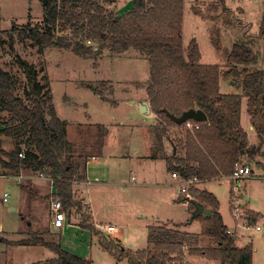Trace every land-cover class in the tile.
Returning <instances> with one entry per match:
<instances>
[{
  "label": "trees",
  "instance_id": "obj_1",
  "mask_svg": "<svg viewBox=\"0 0 264 264\" xmlns=\"http://www.w3.org/2000/svg\"><path fill=\"white\" fill-rule=\"evenodd\" d=\"M39 1L43 11L41 21L20 28L13 26L8 35L16 34L21 42L29 40L40 53L54 47L80 56L98 57L103 51L121 55L134 50L147 59L149 77L139 87L144 89L156 118L148 127L153 145L149 158H163L169 173H177L185 180L196 177L199 184L227 177L242 158L256 157L258 149L249 145L240 124V103L244 97L252 127L261 130L264 39L262 56L249 47L233 45L228 54L231 67L224 71L218 65L199 64L200 53L193 40L186 59L181 39L184 0H132L131 7L121 15L105 7L112 0ZM261 36L264 37L263 31ZM88 41L94 45L86 44ZM16 65L22 70L24 81L0 67V136L9 138L12 144L9 151L0 147V155L5 157L0 161L2 167L13 174L25 171L49 177L64 210L69 213L74 209L81 216L76 226L98 236L102 250L118 262L176 264L184 255V248L188 254L196 252L199 238L205 237L213 244L206 249L208 258L217 264H252V246H236L218 212L217 198L196 187L189 189L195 193L192 201L184 196L179 202L187 201L191 211L194 201L211 210V216L203 218L199 235L150 226L146 248L137 251L124 248L118 239L112 242L105 238L94 228L89 208L75 199L72 187L74 182L84 179V164L90 155L83 157L82 163L80 155L74 156L72 142L67 138V122L57 115L52 93L47 84L39 81L36 67L18 56ZM220 77L230 79L241 94L220 93ZM92 89L101 97L100 91ZM189 109L201 110L206 121L189 120L192 128L182 131L187 122L176 124L169 116L178 117ZM103 132L101 129V135ZM166 142L172 147L170 155L165 149ZM99 146L101 149L102 142ZM21 152L23 157L18 156ZM258 164L264 172V161ZM251 221L255 218L251 217ZM59 240L34 234L15 245L44 246L54 257L43 264H93L90 258L63 249Z\"/></svg>",
  "mask_w": 264,
  "mask_h": 264
},
{
  "label": "rangeland",
  "instance_id": "obj_2",
  "mask_svg": "<svg viewBox=\"0 0 264 264\" xmlns=\"http://www.w3.org/2000/svg\"><path fill=\"white\" fill-rule=\"evenodd\" d=\"M131 3L132 0H112V3L106 4L105 7L121 15L131 7ZM42 13L39 0H0V67L18 76L22 81L24 76L16 65V56L36 67L39 81L47 84L52 93V103L57 115L67 122V138L72 142L74 156L80 155L82 163V158L86 155L99 152L101 142L107 145L117 142L123 149L127 148L126 150L129 147L127 145L132 143L139 148H143L140 146L141 141L144 146L152 143L146 135L150 133L149 129H139L136 125L141 127L143 124H149L153 122V117L140 114L133 105L128 104L132 96L141 92L143 88L139 86L149 77L147 59L134 50L121 55L103 51L98 57L80 56L54 47L46 48L40 53L29 40L21 42L16 34L8 35L13 26L20 28L27 23H39ZM261 31L264 32V0H184L182 48L186 53L185 57L188 56L191 41H195L200 53L199 64L218 65L221 70H228L231 67L228 54L233 45L249 47L262 56L264 37L261 36ZM260 63L261 61L258 64L261 65ZM93 87L100 91L101 97L92 91ZM219 90L227 95L241 94L240 89L232 86L231 80L224 77H220ZM105 99L108 101L105 102ZM115 102L119 104L116 107ZM246 104V99L242 97L240 124L249 145L256 147L258 154L253 160L243 158L239 162L248 163L253 173L241 179L237 193L231 190L229 176L217 180L218 182L205 181L204 186L217 197L218 212L226 227H236V230L232 231L236 246L251 245L252 264H264V172L258 165V162L264 161V122L259 121L262 123V131L254 133L250 129L251 117ZM121 122L125 124L115 128L114 123ZM186 128L185 125L182 131ZM101 129H104L103 135ZM2 144L5 146L4 140L0 146ZM166 147L168 150V144ZM3 159L5 157L0 155V161ZM116 165L112 162L108 166L112 176L97 173L100 178L88 187L94 219L122 228L118 235L113 238L109 236V241L119 239L117 241L122 242L127 249L143 250L146 248V228H173L178 223L182 225L180 231L200 234L204 216L200 215L188 222L189 212L191 214L192 211L182 202L174 201L176 191L185 185L173 179L171 173L168 172L167 176L160 163V171L155 164L157 172L154 168L146 169V163L136 161H127L120 168H116ZM129 171L132 172L127 174ZM7 172L10 171L2 168L0 164V175ZM165 177L170 179L168 184L174 187L154 185ZM143 182L150 185L142 184ZM43 183L45 187L39 189L28 185L24 192L21 191L23 201H18L15 182L0 177V223L3 231L0 230V264H43L44 260L54 257L51 251L43 247L15 245V242L30 239L34 234L44 235L43 231L49 228L52 219L50 202L56 197L50 196L49 181ZM74 191L75 199L84 206L81 194ZM4 192L9 193L7 202H2ZM177 193L180 196L178 199L186 196L185 193ZM34 194L37 199L33 198ZM235 196L244 202L241 206V217L237 219L232 217L230 207ZM189 197L193 199L195 193L189 191ZM82 211L88 214L85 208ZM69 213L66 215L69 221H72V227L66 229V235L61 241L66 249L84 258L89 254L93 264H126V261L118 262L102 250L98 244V236H90L88 232L75 228L81 216L76 214L74 209ZM251 217L255 218L254 222L249 221ZM256 225L263 230L256 231ZM104 237L106 238V235ZM44 238L57 239L54 235ZM211 245L213 244H210L207 238L200 237L196 252L188 254V250L184 248V255L178 258L176 264H217L208 258L206 249Z\"/></svg>",
  "mask_w": 264,
  "mask_h": 264
},
{
  "label": "crops",
  "instance_id": "obj_3",
  "mask_svg": "<svg viewBox=\"0 0 264 264\" xmlns=\"http://www.w3.org/2000/svg\"><path fill=\"white\" fill-rule=\"evenodd\" d=\"M142 101H146L148 103V101L146 100V95H145L144 89H142L141 92L137 96H132V98L130 100H128V104L133 105L139 111L138 105ZM115 104H114V107H116V106L119 105L118 102H115ZM139 113L142 114L141 112H139ZM144 115H150V116H152L153 117V122H151L149 124H143L141 127H139L138 125H136V127H138L139 129L146 128V127L148 129L149 126H151L152 124H154L156 122V118H155V116H154V114L152 112H150L149 114H144ZM123 124H125V123H123V122H121V123H114L115 128L118 127L117 125H123ZM0 128H1V126H0ZM103 128H106V127L103 126ZM250 129L254 133L256 132V130H254V128L252 127V125H251ZM106 130H108V129H106ZM106 132H108V131H106ZM116 133H118V132H116ZM146 135L148 136L147 138H149L150 141H151L152 139L149 136V134H146ZM257 136H258V134H257ZM141 137H142V140H143L142 134H141ZM3 140H4L5 146H3V144H2V146H0V147L2 149L6 150V151H9L10 146H11V149H12V144H11L9 138L1 135L0 136V144L3 143ZM116 143L115 144H109V145H107V144H105V142H103L102 143V146H101V149H100V152L98 154H96V153L95 154H90V156L86 159L85 164H84V169H85L84 170V173H85L84 179L82 181H80V182H74L72 184L73 185L72 186L73 187V191L76 190V192L78 191L77 192L78 194H81V200H82L83 204L89 208V214H90V217H91V222H92L94 228L96 230H98V231H99V229L97 228L98 225H112V224H105L104 222H98L93 217V211L91 209V202H90L91 200H90V196H89V189H88V187L91 184H95L98 181V179L100 178L99 176H97V173H103L105 175L112 176V174L110 172V167L108 168V166H110V164L112 162H115L117 164L116 165V168H120L122 166V164L124 165L125 162H127V161L128 162H131V161H134L135 162L136 161V162H139V163H146L147 164L145 166L146 169L147 168H154L155 169V164H157L158 171L161 170V169L158 168V164L160 163V167L165 170L166 175L168 176V171L166 170V165H165V161H164L163 158H155V159L149 158V156H150V149L153 147V145H152L151 142H150V144L148 146L147 145L144 146V144H142V141H141V145L140 146H143V148H139V146H134L133 143L132 144H129L127 146L131 147V149H129V147H128V150H126L127 148L123 149L124 147L122 145H120L119 143H117V144ZM166 144H168V146H169L168 150H167ZM166 144H165V149H166V151L169 154L172 151V147H171V145L168 142ZM242 159H241V161H242ZM246 159H248V158H246ZM239 163H241V162H239ZM245 164L247 165L248 163H245ZM245 164H243V165H245ZM2 168H4V167H2ZM4 169H6V168H4ZM157 169H155V172H157ZM8 171H10V170H8ZM131 172L129 171V172H127V174L128 173H131ZM0 177H2V178H8L9 180H12V181L15 182V185H16L15 193H16L17 198H19L18 201H23L21 191L24 192L25 189H26V187L28 185L31 186L34 189H37V188L39 189L41 187H45V184L43 183V181H49L48 191L50 193L51 198L52 197H55L56 189H55V186L53 184V181L49 177H45L44 175L32 174V173L25 172V171L20 172L19 174H13L10 171V172L1 174ZM223 178H226V177H221L219 179H213V180H210V181H217V180H220V179H223ZM131 180L134 181V177L133 176H131ZM210 181H208V182H210ZM148 182H150V181H148ZM148 182L147 183L146 182H143L142 184H145V185L148 186V185H150V183H148ZM121 183L123 184L124 182H121ZM168 183H170V179L169 178L166 179V177H165L164 179L161 180V182H159V183L156 182V183H154V185L160 186V187H170V188L171 187H174L172 184H168ZM205 183H206L205 181L199 183L198 185H196V189L197 190H206L205 189V186H204ZM99 184H96V185H99ZM177 191H176V195H175V199H174L175 202H179V200L184 197L183 196L180 199H178L180 196L178 195ZM5 193L8 195L7 196V201H8L9 193L4 192L3 193V196H4ZM229 195H230V192H229ZM34 196L35 197H33V198H36L37 199V197H36L35 194H34ZM51 198H50V200H51ZM190 201H192V199ZM241 201H242V199H241ZM182 203L185 206L188 207V202L187 201L186 202H182ZM204 207L207 208L206 205H204ZM193 211H194V208L192 210V213H193ZM192 213L190 214V212H189L190 219H191ZM66 214H67V212H66ZM51 218H52V216H51ZM195 218H193L190 221L188 220V222H192ZM167 221H169V220H167ZM249 221H251V219ZM71 222L72 221H69V219L67 217L66 224H65L64 228L61 229V230L54 229L52 227V224L50 223L49 224V228L45 229V231H43L44 232V235H41V236L42 237H45V236H48V235H50V236H52V235L55 236L56 235V237L60 239L59 241H60L61 247L63 249H65L66 251L70 252L68 249H66L64 247V245H63V243L61 241L63 239V236L66 235V229L72 227ZM175 225L176 226L173 227V228H171V229H180L181 226H182V225H180V223L175 224ZM74 227L77 228V229H79L76 226V224H75ZM161 227H164V226H161ZM116 228H117V233H115L113 235H110V237L113 238L114 235H118L119 233L122 232V228L121 227L120 228L119 227H116ZM147 229L148 228H146V233H147ZM234 229L236 230V227ZM234 229L227 228V230H230V231H235ZM0 230L2 231V225H1V223H0ZM79 230L81 232H83L81 229H79ZM90 239H91V237H90ZM22 240H24V239H22ZM19 241H21V240H19ZM120 243H122V242H120ZM121 245L123 246V243ZM31 247H43V248H45L44 246L39 245V244L31 245ZM124 248H126V247H124ZM71 253H73V252H71ZM73 254H75V253H73ZM86 258H91V257L88 254L86 256Z\"/></svg>",
  "mask_w": 264,
  "mask_h": 264
},
{
  "label": "built area",
  "instance_id": "obj_4",
  "mask_svg": "<svg viewBox=\"0 0 264 264\" xmlns=\"http://www.w3.org/2000/svg\"><path fill=\"white\" fill-rule=\"evenodd\" d=\"M88 44L90 43L89 41L87 42ZM192 124L190 122L186 123V127L188 129L192 128ZM196 128L197 125H194ZM19 157H23V153L18 154ZM251 173H253L251 167L249 165H243L240 163H236L234 165V172L229 176L230 182L232 183L231 185V190L235 193L238 192V187L240 185L241 179L245 178L246 176H249ZM171 177L173 179H176L180 181L183 185L178 192L185 193L187 199L191 200L189 197V189L196 187V184H198V179L196 177L190 178V179H182L179 177L177 173H171ZM7 194L5 193L4 196L2 197V201L6 202L7 201ZM234 197V196H233ZM233 199L230 207H231V214L234 219H237L238 217H241V206L244 204L241 199L236 198ZM50 211H51V224L52 227L56 230H61L64 228L67 220L66 216V211L64 210L61 202L58 199H52L50 202ZM97 228L101 230V232L106 235V237H109L110 235H113L117 233V228L113 225H98ZM255 230L258 232H261L263 229L259 225L255 226ZM227 233L232 235V231L227 230Z\"/></svg>",
  "mask_w": 264,
  "mask_h": 264
},
{
  "label": "water",
  "instance_id": "obj_5",
  "mask_svg": "<svg viewBox=\"0 0 264 264\" xmlns=\"http://www.w3.org/2000/svg\"><path fill=\"white\" fill-rule=\"evenodd\" d=\"M139 112L142 114H149L151 112L149 103L146 101H142L138 105ZM170 119H172L176 124H183L186 123L189 120H193L195 122H204L206 121V115L199 109H189L187 111L182 112V114L178 117L170 115ZM194 205V211L192 213L191 219L199 216L204 215L205 217L211 216V210L208 208H205L203 204H200L196 201L193 202ZM12 210H14L12 208Z\"/></svg>",
  "mask_w": 264,
  "mask_h": 264
}]
</instances>
